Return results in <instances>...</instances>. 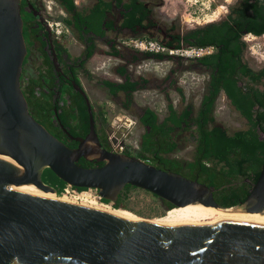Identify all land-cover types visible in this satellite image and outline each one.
Instances as JSON below:
<instances>
[{
	"label": "water",
	"instance_id": "95a60500",
	"mask_svg": "<svg viewBox=\"0 0 264 264\" xmlns=\"http://www.w3.org/2000/svg\"><path fill=\"white\" fill-rule=\"evenodd\" d=\"M26 52L19 0H0V264H264V223L129 217L50 185L46 168L66 183L96 187L112 201L130 184L175 206L199 202L264 213V159L245 198L222 206L212 186L105 148L90 99L75 80L89 128L75 137L76 146L66 144L29 111L20 85ZM80 157L103 162L83 166Z\"/></svg>",
	"mask_w": 264,
	"mask_h": 264
},
{
	"label": "trees",
	"instance_id": "16d2710c",
	"mask_svg": "<svg viewBox=\"0 0 264 264\" xmlns=\"http://www.w3.org/2000/svg\"><path fill=\"white\" fill-rule=\"evenodd\" d=\"M67 4L73 6L71 0ZM136 9L126 22L127 25H132L135 20ZM77 17L83 19L85 15L77 13ZM101 17L102 11L96 8L88 28L98 31ZM143 17L144 14H141L137 20ZM244 32H264V0H236L229 6L225 16L198 25L187 33L195 38L191 44H213L216 47L212 54L199 58L202 63L211 66L212 72L208 93L202 99L195 116L190 117L189 105L178 111L169 103L168 114L160 122L155 110L151 108H146L140 117L145 130L138 156L161 168L177 171L212 186L215 188V200L222 206L234 205L244 199L250 187L246 178L250 179L252 175V179H256L264 159V65L253 68L243 59L245 43L241 37ZM185 37L178 35L176 40H184ZM92 47L89 46L86 52L88 55L92 53ZM39 81V76L26 78L21 73L20 85L31 114L49 131L54 126V117L58 116L71 133L82 135L87 132L88 111L82 94L69 86L62 93L65 96L53 100L52 92L43 93L38 90ZM102 82L112 94L118 90L125 92V107L131 102L132 92L137 88V81L129 77L122 82L110 79H103ZM220 89L226 92L233 106L247 119L246 127L229 132L225 126L209 124L213 118V100ZM93 115L95 117L94 111ZM188 121L195 124V129L190 133L195 149L192 159H182L170 154L178 145L171 132L177 127L180 130L190 128ZM182 122L185 126H182ZM80 161L84 165H94V161L84 157H80ZM44 177L55 188L57 184H66L49 168L45 169ZM130 187L137 186L126 184L113 200V207L122 206V200ZM103 200L109 201L106 198ZM160 202L163 207L174 206L163 198H160ZM230 208L233 207H226ZM167 211L174 216L193 220L176 207ZM258 223L264 221L260 219Z\"/></svg>",
	"mask_w": 264,
	"mask_h": 264
},
{
	"label": "flooded vegetation",
	"instance_id": "af4514ba",
	"mask_svg": "<svg viewBox=\"0 0 264 264\" xmlns=\"http://www.w3.org/2000/svg\"><path fill=\"white\" fill-rule=\"evenodd\" d=\"M71 1L73 2V6L67 4L69 0H19L20 15L22 18V33L24 36V41L27 49L25 58L23 60V67L21 73H23L26 78L39 76L40 85L38 87V90H40L43 93L52 92L54 94L53 100H55L59 98V96L61 95L63 96L66 95L62 93L64 92L65 88L69 86L73 87L72 84L73 80H75L78 84L82 85L80 81V73L87 78L89 77L88 75L89 71L87 70L86 67V61L91 54L88 55L86 52L88 51L90 45H94L95 39H98L105 43H111V45H121L122 47H124L125 57H134L133 60L139 57L164 56L178 61L177 67H181L183 69H189V68H193L197 70L207 69L208 77L205 81V88L203 95L201 97V101L204 98V96L208 93L212 70H211V66H207L201 62V60L199 59L200 57L187 58L186 56H182L178 54L165 55L163 53L162 55H159L158 53L145 52L135 49L133 47H130L126 43V41L130 37H145V38H155L169 45H177V44L194 45L191 43L195 41V38L191 34H187V33H189L193 28L197 27L198 25L180 31L176 30V24L173 21L162 22L158 18V16L155 14V7H156L155 4H158V2H154L153 0H71ZM235 2L236 0H234L231 4H234ZM229 6L226 13L229 11ZM96 8H99L102 11V17H101L100 25L98 27V31L88 28L90 22H92L94 18ZM135 8H137L135 11V20L133 21L132 25H127L126 22L129 19H131V15ZM77 13H81L82 15H85V18L79 19L77 17ZM141 14H144V17L140 20H137L139 19ZM52 19H54V21H58L59 25L56 26L57 30L55 29L53 24H50ZM213 20H217V19H213ZM249 33L252 36L264 35V32L261 34L244 32L241 37L243 41L244 39L246 40V35ZM178 35H185L186 37L184 40L180 38V40L177 41L176 39ZM79 40L83 43L84 49L80 52V54L73 55L71 51L72 43ZM245 47H246V43H245ZM215 50L216 47L214 45V50L212 51V53ZM244 50L242 53V57H244ZM35 57L39 58V66L36 70V74L25 75V70L28 69L25 64L30 61H31L30 64H32L33 62L32 58ZM54 57H56V60L54 59ZM183 59H186L187 62H185L186 60L183 61ZM177 69L178 68H176L175 70ZM172 74H173V69L171 68L168 71L167 76L164 78L165 81L163 82V84L167 86L168 84L170 85L173 84ZM133 80L137 81L136 89L143 87L148 82L142 77H138ZM102 81L103 79L101 80V82ZM219 91L217 92L213 100V110H212L213 118L211 119L209 124L225 126L222 122L216 121L215 119L216 117L215 106L217 103V99L219 97ZM133 92H132L131 102L127 107H125L124 105L123 107L125 108L129 107L131 109L134 108L136 111V117L138 118V123L143 128V130L139 134V141L141 145L142 134L144 133L145 127L141 122L140 117L145 113V110L135 108L136 103L133 100ZM125 98H126V94L123 99L124 101ZM228 105L230 106L229 111H231V113L228 115H234L235 114L234 111L240 114V112L233 106L231 102ZM173 107L176 108L175 105H173ZM185 107H181L180 109L176 108V109L180 111ZM188 108H191L190 117L195 116L197 110L196 111L194 110L193 105L190 104ZM240 116L243 119H245L246 125L244 127H246L248 125L247 119L242 114H240ZM188 123H190L191 125L190 128L180 130V128L177 127L175 130L171 132V135L177 142L182 139L181 136L182 131H188L192 133L193 130L195 129V124L193 123V121H188ZM53 124L54 126H51V130H52L51 132L53 134L56 133V136L60 138L62 141H64L66 144H68L69 146H76L78 144V139L75 137L85 136L86 133L88 132L87 131L82 135L81 134L76 135L71 133L69 131L68 126L60 125V120L58 116L54 117ZM182 126H185L184 122H182ZM64 128H66L67 131ZM95 129L100 142L107 149L114 150L115 148L113 144L118 139H121L124 142V136L122 137L121 131L120 130L115 131L112 127H110L109 123H103V126L101 128L95 125ZM126 147L127 146H124V149L118 152L133 154ZM194 149H195V142H194ZM134 155L138 156V154L136 153ZM92 161H94L93 162L94 165H98L103 162V161H97L95 159H93ZM78 163L83 166H89L82 164V161H80V159L78 160ZM252 178H253L252 175L250 179L246 178V181L248 182L250 187L252 186V183L255 181V179L253 180ZM214 190H213V197L214 199H216L214 195ZM263 211H264V207H263ZM260 219L264 221V216H262L259 219H256L255 221L258 222Z\"/></svg>",
	"mask_w": 264,
	"mask_h": 264
},
{
	"label": "crops",
	"instance_id": "0c3cea01",
	"mask_svg": "<svg viewBox=\"0 0 264 264\" xmlns=\"http://www.w3.org/2000/svg\"><path fill=\"white\" fill-rule=\"evenodd\" d=\"M83 46L80 40L73 42L72 54H80ZM92 49L86 61L89 77L80 73V81L90 99L96 126L101 128L103 123H109L110 127L116 126L113 129L120 130L123 137L133 124L138 123V118L129 112L131 108L123 107L125 92L119 90L112 94L101 82L102 79L122 82L126 77L130 79L142 77L147 80V84L133 92L135 108L155 110L158 121H162L168 114L169 103L173 105L182 103L181 107L191 104L195 111L198 110L208 77L207 69H183L177 67L178 61L164 56L139 57L133 60L134 57H125V50L121 45H111L98 39H95ZM171 68L173 84H168V87L163 82ZM176 68L178 69L175 70ZM135 92H138V97L143 98L141 102L137 100ZM219 95L228 104L231 102L223 89H220Z\"/></svg>",
	"mask_w": 264,
	"mask_h": 264
},
{
	"label": "rangeland",
	"instance_id": "374dc122",
	"mask_svg": "<svg viewBox=\"0 0 264 264\" xmlns=\"http://www.w3.org/2000/svg\"><path fill=\"white\" fill-rule=\"evenodd\" d=\"M158 2L155 4V14L162 22L173 21L176 24V30H183L189 27L202 25L207 21L213 19H219L225 15L228 6L234 0H153ZM54 20V19H52ZM59 25V24H58ZM246 47L244 50V59L247 63L258 68L264 64V35L258 36H246ZM78 43V42H77ZM72 50V49H71ZM31 61L27 62V70L25 75L36 74V70L39 66V58H32ZM136 93V92H135ZM136 98L139 102L143 100L142 97ZM173 97V95H172ZM182 103H176L175 107L179 109ZM229 105L220 95L217 99L215 106V119L216 121L222 122L232 132L234 129L242 128L246 125L245 119L234 110V115H228ZM132 115L136 116L134 108L129 111ZM113 126L112 128H115ZM143 130L139 123L133 124L130 131L124 136V144L126 148L133 154H139L140 152V141L139 134ZM182 139L178 141L177 147L170 153L182 159H192L194 155V141L191 139L190 132L182 131ZM51 185V184H50ZM65 183L62 185L57 184L56 188L62 190ZM175 206V205H174ZM172 206V207H174ZM113 207V206H111ZM118 208H124L131 212L136 217L159 219L164 218L168 215L174 216L167 210L169 208L163 207L160 202V198L154 193L140 188L130 187L127 196L122 200V206ZM171 208V207H170ZM178 217V216H177Z\"/></svg>",
	"mask_w": 264,
	"mask_h": 264
},
{
	"label": "built area",
	"instance_id": "2783aa9c",
	"mask_svg": "<svg viewBox=\"0 0 264 264\" xmlns=\"http://www.w3.org/2000/svg\"><path fill=\"white\" fill-rule=\"evenodd\" d=\"M50 24L56 29L58 26V21L51 20ZM57 30V29H56ZM252 36L250 33L246 36ZM126 43L135 49L152 52V53H163L165 55L178 54L182 56H186L187 58H195L208 55L212 53L214 50L213 44H203V45H169L155 38H145V37H130ZM115 150L121 151L124 149V142L121 139H118L113 144ZM147 160V159H146ZM62 190L78 197L80 199L85 200L86 202L92 205H99L101 207H111L112 200L105 201L102 196L98 193L96 187H78L74 186L70 183H66ZM95 202V203H94Z\"/></svg>",
	"mask_w": 264,
	"mask_h": 264
},
{
	"label": "bare ground",
	"instance_id": "6f19581e",
	"mask_svg": "<svg viewBox=\"0 0 264 264\" xmlns=\"http://www.w3.org/2000/svg\"><path fill=\"white\" fill-rule=\"evenodd\" d=\"M20 186H16L14 188L17 189ZM97 207H100L102 209H105V210H108V211H111L117 214L129 216V217H136L131 212L125 209H122V208L101 207L99 205H97ZM174 207L186 212L193 220L182 218V217H177V216H171V215H168L164 218H159L156 220L162 221V222H169V223H173V222H195V223L219 222V223H226V224H241V223H247V222L258 223L255 220L264 216V213L246 212V211H242L241 209L235 208V207L230 208V209L218 208V207H214L211 205H205L199 202L187 203L185 205H177Z\"/></svg>",
	"mask_w": 264,
	"mask_h": 264
}]
</instances>
